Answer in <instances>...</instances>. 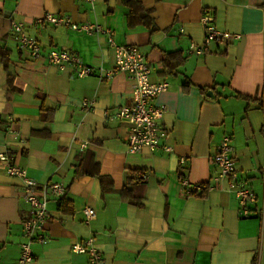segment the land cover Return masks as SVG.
Wrapping results in <instances>:
<instances>
[{"label":"crops","instance_id":"0c3cea01","mask_svg":"<svg viewBox=\"0 0 264 264\" xmlns=\"http://www.w3.org/2000/svg\"><path fill=\"white\" fill-rule=\"evenodd\" d=\"M124 1L0 0V51L9 60L5 67L0 56V153L13 150V163L37 192L45 184L66 190L63 198L48 197L47 242L32 244L33 264H86L71 247L89 235L101 264H264V217L240 218L228 180L215 181L211 164L227 136L255 208H264V0ZM205 10L216 29L239 38L196 55ZM45 13L97 23L113 31L118 45L139 48L150 81L168 85L152 103L166 108L160 144L170 152H126L129 126L114 113L131 103L132 83L124 74H96L114 68L113 50L104 37L35 22ZM11 21L25 25L43 54L74 53L94 74L79 78L70 67L32 59L12 39ZM83 101L93 107L85 110ZM6 167L0 161V264H16L29 208L22 181ZM127 170L146 175L123 198ZM183 180L206 189L185 195ZM85 207L96 213L88 224Z\"/></svg>","mask_w":264,"mask_h":264},{"label":"built area","instance_id":"2783aa9c","mask_svg":"<svg viewBox=\"0 0 264 264\" xmlns=\"http://www.w3.org/2000/svg\"><path fill=\"white\" fill-rule=\"evenodd\" d=\"M84 3L93 5L95 0H82ZM35 22H46L53 27H66L72 31L87 36L104 37L109 48L114 52L115 66L113 69L104 70L99 68L97 77L99 79L109 78L115 74H124L132 83V101L129 105L119 108L114 113V118L129 126L126 140V152L128 154H139L147 149L150 152L161 148L163 152L171 151L169 146H161L160 142L165 135L160 120L166 110L164 105H154L152 101L168 88L166 82L153 83L150 81L151 70L143 53L134 45H118L114 40L111 29L102 27L97 23H75L67 16H58L45 13ZM201 24L204 29L202 44L193 50V54L204 55L211 43L226 44L239 38L237 35L224 33L215 28L213 18L203 11ZM11 37L20 50L27 51L32 59L44 58L48 64L58 69L70 67L79 78H85L94 74V69L85 65L81 58L71 52L51 50L45 54L39 43L30 37L25 31V25L20 22H10ZM82 107L90 110L93 107L91 101H83ZM230 139L225 136L211 156V164L217 170L215 181L228 180V189L233 192L237 200L238 216L248 219L254 214L257 218L264 217V208H255L256 196L247 186L246 180L235 168L232 157ZM13 150L6 148L0 153V161L7 162L6 173L17 177L23 184V199L29 208V214L23 221L24 240L20 244V255L16 264H33L34 256L32 244L37 242L45 244V224L48 219L47 202L48 197L63 198L66 194L64 187L58 184H45L36 189L33 180L27 177L25 170L13 163ZM262 181H264V168L259 170ZM185 195L202 192L204 186L187 187V182L182 181ZM84 222L88 224L96 217L95 211L90 207L82 210ZM74 253L84 255L86 264H101L102 256L97 248L94 236L89 235L80 242L72 245Z\"/></svg>","mask_w":264,"mask_h":264},{"label":"trees","instance_id":"16d2710c","mask_svg":"<svg viewBox=\"0 0 264 264\" xmlns=\"http://www.w3.org/2000/svg\"><path fill=\"white\" fill-rule=\"evenodd\" d=\"M125 5L127 6H132V0H125L124 1ZM142 21L144 20L145 22V25H147V27H149L150 25V21L148 18L146 17H141ZM148 19V20H147ZM154 30L153 28H151V31ZM0 56H1V59L3 61V64L4 66L6 67L7 63H8V52L6 51H0ZM127 175L125 177V186L123 187L122 189V196L124 198H128V194H129V190L127 189L129 185H131L135 179L138 180V183H144L145 181V176H143V178H141L142 176L141 175H146L145 172L142 173V171L140 170H127L126 171ZM91 175V174H90ZM92 175H94L95 177H97L100 181V184H107L105 183L104 181L106 180L104 177H101L99 176L98 173H93ZM102 189L104 190H108L109 189V186H107V188H105V186L103 185L102 186ZM138 201H135V204H137Z\"/></svg>","mask_w":264,"mask_h":264},{"label":"water","instance_id":"95a60500","mask_svg":"<svg viewBox=\"0 0 264 264\" xmlns=\"http://www.w3.org/2000/svg\"><path fill=\"white\" fill-rule=\"evenodd\" d=\"M207 96H208V97H213L212 92H211V91H208V92H207Z\"/></svg>","mask_w":264,"mask_h":264}]
</instances>
